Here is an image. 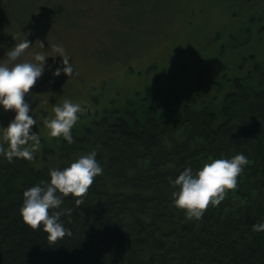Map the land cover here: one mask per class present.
<instances>
[{"label":"trees","instance_id":"trees-1","mask_svg":"<svg viewBox=\"0 0 264 264\" xmlns=\"http://www.w3.org/2000/svg\"><path fill=\"white\" fill-rule=\"evenodd\" d=\"M227 80L222 102L202 104L152 82L77 125L72 143L40 138L31 160L0 154V264H264V231L253 228L264 222V72ZM93 149L103 172L81 205L64 197L70 231L48 241L23 221V192ZM237 152L248 163L218 205L190 218L173 204L170 178Z\"/></svg>","mask_w":264,"mask_h":264},{"label":"rangeland","instance_id":"rangeland-1","mask_svg":"<svg viewBox=\"0 0 264 264\" xmlns=\"http://www.w3.org/2000/svg\"><path fill=\"white\" fill-rule=\"evenodd\" d=\"M125 1L122 7L121 0H0V59L28 38L33 46L18 60L31 59L34 51L55 56L51 45L62 44L77 69L70 77H54L49 66H58L62 57H47L43 75L26 93L41 124L32 126L40 138H54L43 121L66 98L85 109L74 129L152 82L202 104L216 95L222 102L220 87L227 79L245 77L257 64L264 72L262 0ZM14 115L0 107V125Z\"/></svg>","mask_w":264,"mask_h":264},{"label":"clouds","instance_id":"clouds-1","mask_svg":"<svg viewBox=\"0 0 264 264\" xmlns=\"http://www.w3.org/2000/svg\"><path fill=\"white\" fill-rule=\"evenodd\" d=\"M31 46V40L21 39L7 50L5 58L0 59V107L15 112L7 126L0 125L3 140L7 142L6 146L0 144V154L9 161L13 158L33 159V149L41 143L39 132L32 127H41V124L25 95L43 75L46 58L62 57L58 66H49L54 77L61 74L70 77L77 73L73 60L70 62L71 56L62 44L51 45L57 53L55 56L45 51H34L31 59L18 60ZM84 110L81 102L66 98L62 103L53 104L54 116L44 120L43 126L47 127L50 136H62L72 143L73 127ZM96 157L94 149L79 155L69 166L49 169V180L26 188L20 207L23 221L34 229H42L47 233L48 241L56 242L64 237L70 230L61 217L73 210L61 207L64 197L71 195L76 198V205L83 203L82 197L89 191L94 179L103 172ZM247 163V155L237 152L231 157L212 158L196 169L191 165L185 166L175 178L169 179L175 189L172 192L173 204L183 209L187 217L201 218L210 204L218 205L225 198L227 190L237 187L238 176ZM253 228L264 231V222L258 221Z\"/></svg>","mask_w":264,"mask_h":264},{"label":"flooded vegetation","instance_id":"flooded-vegetation-1","mask_svg":"<svg viewBox=\"0 0 264 264\" xmlns=\"http://www.w3.org/2000/svg\"><path fill=\"white\" fill-rule=\"evenodd\" d=\"M257 65H259V64H257ZM257 65H255V67H257ZM251 72V71H250ZM216 74H218V73H216ZM218 79V78H217ZM217 79H214V81L217 83L218 82V80Z\"/></svg>","mask_w":264,"mask_h":264},{"label":"bare ground","instance_id":"bare-ground-1","mask_svg":"<svg viewBox=\"0 0 264 264\" xmlns=\"http://www.w3.org/2000/svg\"><path fill=\"white\" fill-rule=\"evenodd\" d=\"M254 34V33H253Z\"/></svg>","mask_w":264,"mask_h":264}]
</instances>
